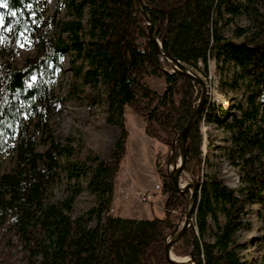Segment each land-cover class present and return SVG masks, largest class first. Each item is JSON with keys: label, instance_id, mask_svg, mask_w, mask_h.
<instances>
[{"label": "trees", "instance_id": "obj_1", "mask_svg": "<svg viewBox=\"0 0 264 264\" xmlns=\"http://www.w3.org/2000/svg\"><path fill=\"white\" fill-rule=\"evenodd\" d=\"M142 1L155 37L171 58L203 74L213 60L221 73L231 65L234 79L228 86L233 88L236 79L251 86L247 107H239V115L224 112L211 119L231 133L229 156L233 160L236 153L241 161L243 185L234 191L216 173L202 176L200 126L213 107L205 102L185 144L184 172L198 186L193 222L171 249L175 257L192 258L195 264H246L236 234L249 225L243 221L246 204H264V0ZM0 5L3 28L15 36L33 33L36 22L43 21L36 0H0ZM63 7L71 18L58 23L55 37L36 30V54L20 68L0 48V155L13 151L15 157L14 167L0 174V231H13L28 264H169L166 238L178 215L168 210L184 215L190 198L175 191L168 173L158 171L166 196L160 216L136 220L109 214L127 151L124 108L143 118L146 136L171 149L198 106L201 87L173 72L158 55L136 0H56L54 15ZM243 15L250 26L234 30L238 42L227 39L222 32L225 16ZM65 55L74 78L88 90L84 97L91 105L103 103L106 123L118 131L106 159L92 153L81 159L72 139L62 145L52 135L54 78ZM145 77L163 79L162 92L150 89ZM220 86L227 83L221 79ZM62 170L74 183L65 199L53 200ZM81 179L95 202L84 216L72 217Z\"/></svg>", "mask_w": 264, "mask_h": 264}, {"label": "rangeland", "instance_id": "obj_2", "mask_svg": "<svg viewBox=\"0 0 264 264\" xmlns=\"http://www.w3.org/2000/svg\"><path fill=\"white\" fill-rule=\"evenodd\" d=\"M36 1L43 21L36 22L35 29L40 33L47 32L49 37H55L58 23L71 18L68 10L63 7L54 15L56 0ZM86 20L87 15L83 19V25ZM3 25L4 18L0 15V48H3V52L10 57L12 64L20 68L25 60L36 54L34 42L37 39L36 30H33V33L22 31L15 36L9 27L3 28ZM248 26L250 22L244 15L233 19L225 16L222 32L227 39L238 42L233 37L234 30ZM79 64L80 62H76L75 66ZM226 67L227 69L221 73L219 65L213 60L209 62L206 74L198 69L190 70L200 80L202 105L205 102L208 106L213 105L212 110L204 114L200 126L203 139L202 152L205 157L202 176L216 173L225 185H231L229 188L238 191L243 185L241 181L243 170L237 154L234 153L233 160L229 156L233 146L231 133L225 128V124L213 123L211 119L224 112L234 111L239 115V107L243 109L247 107L251 86H248L247 80L236 79V85L230 88L228 85L231 84V79H234L235 69L231 65ZM198 68L201 69V64ZM221 79L227 83L223 89L220 86ZM143 81L150 89L157 93L162 92L163 79L145 77ZM54 83V99L49 112V125L54 139L62 145H66L68 139H72V146L81 159H84L88 153L106 159L113 150L118 131L106 123L104 104L91 105L84 97L88 90L83 89L80 80L74 78L68 55L64 56L62 70L55 75ZM73 85L75 90L71 92ZM259 103L257 99L256 104ZM124 121L128 131L127 151L115 178V192L109 214L124 219H151L153 215L162 214L166 199L161 190L154 192L157 185L161 186L158 171H165L171 175L172 169L178 166L180 153L178 151L172 154L169 147L146 136L143 118L128 107L124 108ZM38 140V150L42 151L44 147L40 138ZM14 164L13 151L0 155V174L9 172ZM179 181L188 183L187 187L194 182L184 171L179 176ZM73 183L74 180L67 179L64 170L60 171L52 199H65ZM80 186L82 192L73 203L72 217L84 216L94 206L95 199L86 189V180L81 179ZM143 193L152 194L150 201H142ZM187 193L190 198L191 190ZM170 211L171 209L168 210L169 214L178 215L175 223L178 225V231L182 227L185 214L181 217L180 212L174 210L176 213H170ZM243 221L249 223L248 227L236 234L237 240L243 245L242 259L246 264H264V204L260 202L246 204ZM171 236L170 234L167 240ZM186 259L187 264H192L189 258ZM0 264H28L17 237L8 228L0 231Z\"/></svg>", "mask_w": 264, "mask_h": 264}, {"label": "water", "instance_id": "obj_3", "mask_svg": "<svg viewBox=\"0 0 264 264\" xmlns=\"http://www.w3.org/2000/svg\"><path fill=\"white\" fill-rule=\"evenodd\" d=\"M136 5H137V8H138V11L141 13L143 18L145 19L147 30H148V32H147L148 33V38L151 39L153 41L154 45L156 46V49L158 51V55L162 59H166L170 63V65H171V67L173 69V72H177V73H180V74H182L184 76H187L192 82H196V83L199 84L200 80L191 72V70L189 68H187L185 65H183L179 61L171 58L164 51V49L162 47V43L155 37L154 24L151 21L149 15L147 14V12L145 10V7L143 5V1L142 0H136ZM202 100H203V95L201 94L200 100H199V103H198V106H197L195 112L190 115V117H189L187 123L185 124V126L183 127V129L174 138V142H173L172 147H171V152L173 154L175 152V142H176V140H178L179 153H180L181 160H180V163H179V165H178V167L176 169V172H175L176 173L175 174L176 179L173 178L171 175H169L170 180H171V182H172V184L174 186L175 191L178 194H184V193H186V192L191 190V196H190V200H189V204H188L187 210L185 212V218H184V222L182 224V227L180 228V230L177 231L178 225H175V227H174V229H173V231L171 233V234L175 233L174 239H172L171 241L167 242V238L169 236L166 238L165 252H166V259H167L169 264H180V263H177V262H175V261L170 259L169 251H171L173 245L182 238L184 232L187 229H189V227L191 225L193 207H194V204H195V202L197 200V187L198 186H197V184L195 182H193L190 187L188 186V187H186L183 190H179L176 181H177V178L184 171V167H185V163H186V148H185V144H186L187 136H188V133H189V131L191 129V126L193 125V123L196 121V119L198 118V116L200 114L201 107H202ZM182 216H183V214H181V217ZM189 259H190V262L192 264H195V262H194V260L192 258H189Z\"/></svg>", "mask_w": 264, "mask_h": 264}, {"label": "bare ground", "instance_id": "obj_4", "mask_svg": "<svg viewBox=\"0 0 264 264\" xmlns=\"http://www.w3.org/2000/svg\"><path fill=\"white\" fill-rule=\"evenodd\" d=\"M180 160H181V157H180V159H179V163H180ZM179 163H178V165H179ZM178 167V166H177ZM177 167L176 168H173L172 169V171H171V176L173 177V178H175L176 179V176H175V172H176V169H177ZM177 186H178V189L179 190H183V189H185L186 187H187V185H189L188 183H182V182H180L179 181V177L177 178ZM227 185V184H226ZM190 186H191V184H190ZM189 186V187H190ZM228 187H231V185H227ZM172 236L167 240V242H169V241H171L172 239H174V237H175V233L174 234H171ZM169 257H170V259L171 260H173V261H175V262H177V263H180V264H187V259L186 258H179V257H175L172 253H171V251H169Z\"/></svg>", "mask_w": 264, "mask_h": 264}, {"label": "built area", "instance_id": "obj_5", "mask_svg": "<svg viewBox=\"0 0 264 264\" xmlns=\"http://www.w3.org/2000/svg\"><path fill=\"white\" fill-rule=\"evenodd\" d=\"M159 190H160V186L157 185V186L155 187V191H154V192L159 191ZM151 196H152L151 193H143L141 199H142V201H144V202H145V201H150ZM170 213H176V211H174V209L171 208Z\"/></svg>", "mask_w": 264, "mask_h": 264}, {"label": "crops", "instance_id": "obj_6", "mask_svg": "<svg viewBox=\"0 0 264 264\" xmlns=\"http://www.w3.org/2000/svg\"><path fill=\"white\" fill-rule=\"evenodd\" d=\"M164 203H165V200H164ZM154 208V207H153Z\"/></svg>", "mask_w": 264, "mask_h": 264}, {"label": "snow or ice", "instance_id": "obj_7", "mask_svg": "<svg viewBox=\"0 0 264 264\" xmlns=\"http://www.w3.org/2000/svg\"><path fill=\"white\" fill-rule=\"evenodd\" d=\"M0 6H2V5H0Z\"/></svg>", "mask_w": 264, "mask_h": 264}]
</instances>
